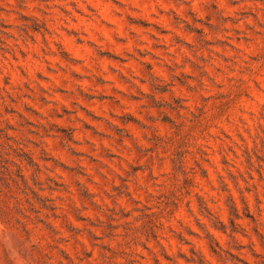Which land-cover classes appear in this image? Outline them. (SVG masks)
<instances>
[{
  "label": "rangeland",
  "instance_id": "rangeland-1",
  "mask_svg": "<svg viewBox=\"0 0 264 264\" xmlns=\"http://www.w3.org/2000/svg\"><path fill=\"white\" fill-rule=\"evenodd\" d=\"M0 264H264V0H0Z\"/></svg>",
  "mask_w": 264,
  "mask_h": 264
}]
</instances>
